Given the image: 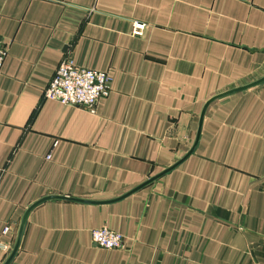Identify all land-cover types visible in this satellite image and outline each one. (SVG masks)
Here are the masks:
<instances>
[{"label": "crops", "instance_id": "crops-1", "mask_svg": "<svg viewBox=\"0 0 264 264\" xmlns=\"http://www.w3.org/2000/svg\"><path fill=\"white\" fill-rule=\"evenodd\" d=\"M0 41L3 264L36 201L116 199L188 153L205 103L264 76V0H0ZM67 56L112 77L93 111L44 97ZM104 225L125 246L95 245ZM10 264H264V82L127 197L35 206Z\"/></svg>", "mask_w": 264, "mask_h": 264}, {"label": "built area", "instance_id": "built-area-1", "mask_svg": "<svg viewBox=\"0 0 264 264\" xmlns=\"http://www.w3.org/2000/svg\"><path fill=\"white\" fill-rule=\"evenodd\" d=\"M145 26V23L135 21L134 34L142 35ZM7 54V47L0 41V72ZM111 81L112 77L108 71L80 66L72 57L67 56L60 62L44 91V97L93 111L96 103L110 94ZM50 157L51 155H48V158ZM9 231L10 227L6 226L3 233L7 234ZM92 241L95 245L107 249L125 246V236L106 225L92 230ZM2 249L7 250L8 247L0 241V251Z\"/></svg>", "mask_w": 264, "mask_h": 264}, {"label": "water", "instance_id": "water-1", "mask_svg": "<svg viewBox=\"0 0 264 264\" xmlns=\"http://www.w3.org/2000/svg\"><path fill=\"white\" fill-rule=\"evenodd\" d=\"M263 82H264V76H262L260 79H257V80H255V81H253L251 83H248L246 85H242V86L235 87L233 89L224 91V92L219 93L217 95H214L212 98H210L205 103V105H204V107L202 109V112H201V115H200V120H199V127H198L197 136H196V139H195V142H194L193 146L188 151V153L184 157H182V159H180L177 163H175V164L171 165L170 167L164 169L162 172H160L157 175L151 177L150 179H148L147 181L143 182L138 187H136L133 190L127 192L126 194H124V195H122V196H120V197H118L116 199L109 200V201H92V200H88V199H78V198L66 197V196H61V195H51V196L44 197V198L36 201L32 205H30V207H28V209L25 211V213H24V215L22 217V221L20 223L18 234H17V239H16V242H15L13 248H12V251H11L10 255L8 256V258L4 261L3 264H10L11 261L13 260V258L15 257V255H16L19 247H20V244H21V240H22V236H23V232H24V227H25L28 215H29V213L31 212V210L35 206H37L38 204H40L43 201H46L48 199H53V198H63V199L81 201V202H86V203H110V202H115V201H118V200H121V199L127 197L128 195L134 193L135 191L139 190L140 188L152 183L153 181L159 179L161 176L165 175L169 171L173 170L175 167H177L179 164H181L186 158H188L195 151V149H196V147H197V145L199 143V140H200L204 117H205L206 111H207L208 106L210 105V103H212L214 100L222 98L224 96H227V95H230V94H234V93H237V92H240V91H244V90L250 89V88L255 87V86H257V85H259V84H261Z\"/></svg>", "mask_w": 264, "mask_h": 264}]
</instances>
